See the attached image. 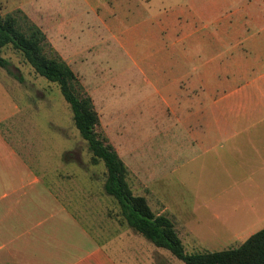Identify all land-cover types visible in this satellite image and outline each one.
I'll return each instance as SVG.
<instances>
[{
	"label": "rangeland",
	"instance_id": "374dc122",
	"mask_svg": "<svg viewBox=\"0 0 264 264\" xmlns=\"http://www.w3.org/2000/svg\"><path fill=\"white\" fill-rule=\"evenodd\" d=\"M100 1L0 0V12L21 8L75 71L98 113V129L129 169L132 191L144 194L154 211L173 217L184 250L238 245L264 226V209L251 210L242 200L250 187L225 184L224 170L189 143L193 121L187 114L199 107L192 98L200 96V88L189 89V105L179 104L176 112L163 105L159 81L144 71L139 57L149 49L146 42L133 34L137 39L131 49L119 39L131 19H137V10L115 9L116 16L109 18L108 9L95 7ZM169 1L150 11L167 9ZM0 55L6 59L0 65L3 90L16 105L0 129L11 147L27 156L32 172L44 166V178L49 170L54 174L61 201L121 264H183L118 223L117 205L102 188L103 165L89 163L56 82L35 73L10 45ZM3 105L11 107L7 101Z\"/></svg>",
	"mask_w": 264,
	"mask_h": 264
},
{
	"label": "crops",
	"instance_id": "0c3cea01",
	"mask_svg": "<svg viewBox=\"0 0 264 264\" xmlns=\"http://www.w3.org/2000/svg\"><path fill=\"white\" fill-rule=\"evenodd\" d=\"M128 1L95 7L108 9L109 18L115 9L137 10L121 45L134 48L133 34L146 42L144 71L159 81L171 111L189 105V89L200 88L192 98L199 107L187 114L189 143L224 170L225 184L249 186L242 200L263 210L264 0H170L155 12L162 0ZM15 109L0 79V123ZM6 138L1 128L0 264H121L61 201L54 174L44 178V166L32 172Z\"/></svg>",
	"mask_w": 264,
	"mask_h": 264
},
{
	"label": "trees",
	"instance_id": "16d2710c",
	"mask_svg": "<svg viewBox=\"0 0 264 264\" xmlns=\"http://www.w3.org/2000/svg\"><path fill=\"white\" fill-rule=\"evenodd\" d=\"M10 45L18 50L33 71L56 82L69 104L73 125L84 140L89 163L103 165V191L117 205L118 223L139 233L154 246L167 249L183 264H264V226L248 234L238 245L216 250L186 251L166 211H154L144 194L134 193L129 169L107 136L98 129L99 116L91 96L75 71L61 57L44 31L19 7L0 12V50ZM6 59L0 55V65Z\"/></svg>",
	"mask_w": 264,
	"mask_h": 264
}]
</instances>
